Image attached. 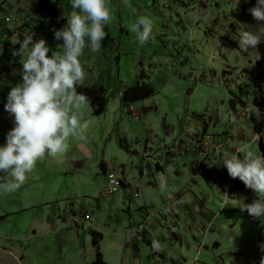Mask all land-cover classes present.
Instances as JSON below:
<instances>
[{
  "label": "rangeland",
  "instance_id": "374dc122",
  "mask_svg": "<svg viewBox=\"0 0 264 264\" xmlns=\"http://www.w3.org/2000/svg\"><path fill=\"white\" fill-rule=\"evenodd\" d=\"M255 4L256 0H110L111 20L101 51L92 53L86 47L81 57L87 72L82 85L106 88L107 110L95 116L90 103L84 106L83 118L90 122L85 139L70 137L68 152L46 156L18 189L0 191V264H92L95 252L90 229L103 234L100 247L109 259V253L119 257L116 250L127 249L126 240L131 243L129 250H135L132 238L127 237H143L135 226L144 220L143 200L149 201V215L143 221L149 232L156 217L161 218L160 212L168 215L166 202L155 208L158 202L152 188L146 189L148 182L166 197L175 195L172 187H182L193 213L199 212L198 198L209 202L207 209L213 214L208 217L210 225L194 223L182 206L185 213L180 211L182 218L176 216L174 222L178 236H161L166 243L160 250H194L189 258L202 264H260L264 217L254 218L236 206L237 200L251 203L258 197L238 178H231L216 157L231 154L251 141L253 134L258 140L251 150L264 156V130L258 131L254 113L255 109L263 111L259 101L264 98V42L255 49L258 60L251 48L242 50L238 42L241 29L255 30L264 23L251 16L249 10ZM69 11V0H0V145L13 127L12 116L3 105L11 87L21 82L25 57L14 54L18 41L32 33L33 40L46 41L47 55L59 54L62 40H56L53 33L64 27ZM140 15L153 21L152 38L144 44L130 30ZM137 82L152 85L157 94L124 104L120 93ZM197 134L213 136L215 143L222 141V149L218 153L217 146L207 150L203 144L210 157L200 148L202 141L194 137L199 148L189 150L187 144L192 142L183 140ZM175 140H182L183 151L203 156L206 165L210 164L212 184L196 177L201 187L190 190L184 185L191 179L190 171L175 180L165 177L164 182L155 173L143 179L138 198L132 186L113 195L106 193L103 163L109 169L125 167L127 182H134L135 177L140 182L145 151L155 155L162 143L172 146ZM180 162L178 158L167 163L168 171H178L172 168ZM219 170L225 174L223 184L221 176L211 177ZM227 181H231L229 190ZM116 227L119 241L113 238ZM136 250L151 249L142 242ZM162 263L155 260V264Z\"/></svg>",
  "mask_w": 264,
  "mask_h": 264
},
{
  "label": "clouds",
  "instance_id": "9594fccd",
  "mask_svg": "<svg viewBox=\"0 0 264 264\" xmlns=\"http://www.w3.org/2000/svg\"><path fill=\"white\" fill-rule=\"evenodd\" d=\"M69 2L71 11L65 15L66 24L53 33L56 40H62L59 54L54 51L47 55L46 41L43 38L33 40L32 33L18 41L19 48L14 54L25 58L21 63V82L11 87L3 105L12 116L13 127L5 134L4 144L0 145L2 192L18 189L38 161L68 152L70 137L84 140L90 127L82 112L90 103L89 97L77 91L87 75L81 57L86 47L92 53L101 51L107 34L105 27L111 20L110 0ZM249 11L256 21L264 22V0H256ZM130 30L139 43L144 44L152 38L153 21L147 16H137ZM238 42L240 49L251 48L256 60L260 59L255 49L264 42V23L255 30L241 29ZM254 113L257 119L261 118L259 109ZM257 140L258 136L253 134L251 141L229 155L220 156V162L231 178H238L258 197L251 203L237 200L236 206L254 218H261L264 217V156L251 150ZM164 187L162 183L161 189ZM151 248L158 251L160 243L153 239ZM260 249L264 251V243L260 244ZM260 264H264V256Z\"/></svg>",
  "mask_w": 264,
  "mask_h": 264
},
{
  "label": "crops",
  "instance_id": "0c3cea01",
  "mask_svg": "<svg viewBox=\"0 0 264 264\" xmlns=\"http://www.w3.org/2000/svg\"><path fill=\"white\" fill-rule=\"evenodd\" d=\"M194 137H195V139H200L202 141L200 148H203V144H204V147L207 150L211 149L213 147L212 145L217 146L218 153H219V150L222 149L221 146L219 149V144L221 145L222 141H220V143H215L216 142L215 138L213 136L210 137V135H203V136L199 137L197 134L196 136H193V137L185 139V140L182 139V140L186 141V142H192V144L188 143L187 146H190V148H194V147H197V145H198L195 142H193V140H195ZM235 137L238 140V137L237 136H235ZM121 142H123V144L126 146V142H127L126 139H123ZM208 142L211 145L205 144ZM167 144H169V143H167ZM190 148H189V150H191ZM205 148H203V150ZM207 150L204 152H207V154L210 156V154ZM219 155L216 157H219ZM226 155H229V153L223 152L222 156H226ZM179 158H180V160H182V162L174 165L172 168V169H174V168L179 169L175 173H170L168 171V169H170V167H167L166 165H164L162 167L157 166L156 169H152L151 172H149L148 177L154 176L155 173H158L156 177L158 178L160 175L161 180L164 182L165 177H169L171 180H175V179L183 177L187 171H190L191 179L186 180L184 185H187L190 190H192L193 188H196V187L200 188L201 184L198 182V180H195V179H197V178L203 179L202 177H199L196 174V172H197L198 167H201L202 165L207 164V162H204V157L198 156L196 153H190L187 151H182L181 154H179ZM106 166H107V164H106ZM217 169H219V168L217 167ZM217 171L218 170H216V172ZM114 172H115V174H117V176H120L122 178V180L125 182L124 188H128V187L132 186L135 188V193H137L138 195L140 194L141 183H142L143 179L146 177L145 176L144 178H141V171H140V178H141L140 180L141 181L138 182L139 179L136 180L137 177H135L134 182H132V183H128L127 179L124 178V176L126 174L125 167L116 168L114 165H112V167H110V169L107 167V171H106L107 174L114 173ZM216 172L211 177H215L216 175L221 176V183L223 184L225 182V180L223 179L225 174H222L221 170H219L218 173H216ZM161 173H163V175H161ZM204 180H206L210 183L211 179H210V177H208L206 179L204 178ZM234 185L236 188H238V189L240 188L238 180H236V183ZM148 187L152 188V190L154 192V199L158 202L157 207H155L156 209L157 208L159 209L162 206L163 202L167 203L169 197H173V199L169 202V205L166 207V209L168 210L167 211L168 215L161 214L162 215L161 216L162 221H161V218L156 217L154 224L150 228V232L148 231L149 233L145 234L143 237H138V236H136V234H134L133 237L129 236L130 234L128 235V237H127L128 239L132 238L131 242H132V245L134 246L135 250H129L130 249L129 244H131V243H129L130 240H126V238H125L127 249L126 250H116V253H117L116 256L120 255L119 256L120 258L114 257L111 253H109L110 256H112V259H109V257H107L108 256L107 253L103 251L102 253H104L103 255H104L106 262L107 263L109 262V264L110 263L111 264H145L144 262L146 260H149V261H151V264H155V260L157 261V258H160V260L163 261L162 264H202L200 262L195 263V261H191L192 260L191 257L189 258L191 252L193 253L194 250H182V248H181V250H166L165 248H163V250L159 249L158 251H154L151 248V242L153 239H155L160 243V246H164V244L166 242H165V240L161 239L162 238L161 236H166V238H169V239L170 238L176 239V237L178 236V234L176 233V228H177L178 223L176 222L174 224V222H175L176 216L179 218H182L180 211H182V213H185L186 208L189 210L188 217H191V219L194 221V223H195V220H198L200 222H205V223L207 222V225L208 224L210 225V220L208 219V217H210L213 214L207 209L209 202L199 200L197 198L196 202H197V206L199 208V212L193 213L191 210V208H192L191 203L189 202V204H188L184 198V193L182 192V187H172L173 193L175 195L167 196V197H166L165 193L158 190L154 184L148 182L146 184V189ZM170 188H171V185L167 184L166 189L169 190ZM135 193L133 195L134 197H135ZM179 194H180V197L178 196ZM138 197H135V198H138ZM165 197L167 198V200L165 199ZM143 201L145 204L144 206L146 207L143 210V214H144V216H143L144 220L143 221H145L146 217H148V215H149L148 211H150V209L148 207L149 201L146 198ZM124 204H125V202H124ZM182 206L185 207L184 212H183ZM129 211L131 212V204L129 207ZM143 221H141V222H143ZM141 222H138V223H141ZM158 222H162V224H160ZM137 224L135 226H137ZM194 225H196V224H194ZM206 226L204 225L200 231H203V229L206 228ZM112 230H113V235H114L113 238H115L117 241H119V239L121 238L120 230L117 227L112 229ZM213 232L214 231H211V234ZM153 233H155V237L153 236ZM142 242L147 243V245L150 247L151 250H136L137 248H139V246L141 245ZM195 242H196L195 243V245H196L197 241L195 240ZM217 246H219V244H215V247H217ZM181 247H182V244H181ZM187 249H189V248H187ZM101 251H102V249H101ZM173 256H175V257H173ZM183 256H187V259H184Z\"/></svg>",
  "mask_w": 264,
  "mask_h": 264
},
{
  "label": "built area",
  "instance_id": "2783aa9c",
  "mask_svg": "<svg viewBox=\"0 0 264 264\" xmlns=\"http://www.w3.org/2000/svg\"><path fill=\"white\" fill-rule=\"evenodd\" d=\"M259 102H260V105L263 107V111H262L261 118L258 119L257 121V126H258V131H262L264 130V104H263L264 98H261ZM181 146H183L182 140H177L172 146H168V144L162 143L159 150L156 152L155 155H152L150 151L146 150L144 154L145 157L142 158L141 178L148 176L149 172H151L152 169H156L157 166L162 167L164 165H167V163L175 162L178 159L179 154H181V152L183 151ZM188 147L190 148V146ZM198 148L194 147L190 149L195 151ZM217 159H219L220 161V157H218ZM211 173L212 171H211L210 164L208 165L204 164L201 167L197 168V175L201 176L202 178H205V179L208 178V175ZM107 177H108V187L106 189V193L108 195H113L116 192H118L121 188H124L125 182L122 179L118 178V176L115 175L114 173L107 174ZM211 180H210V184H212ZM230 185H231V181H227L225 187L228 189L230 188ZM228 190L225 191V194L227 196L225 202L228 199V195H229ZM138 196L139 195L135 193V197H138ZM172 199L173 197L168 198V201L165 204L166 207L169 205V202ZM160 214H162V212H160ZM148 227L149 225L146 222H142L136 226V231L137 233L144 236L145 234H147ZM262 231L264 234V229ZM262 240L264 241V239ZM157 260L159 261L160 258H157Z\"/></svg>",
  "mask_w": 264,
  "mask_h": 264
},
{
  "label": "trees",
  "instance_id": "16d2710c",
  "mask_svg": "<svg viewBox=\"0 0 264 264\" xmlns=\"http://www.w3.org/2000/svg\"><path fill=\"white\" fill-rule=\"evenodd\" d=\"M77 91H81L89 97L95 116H100L106 112L108 104V99L106 97L107 90L102 85H93L90 87L81 85ZM156 94L157 91L152 85L137 82L133 86L126 87L120 93V96L124 104H135L149 99ZM90 236L95 252L92 264H109L106 262L100 247V244L104 239L103 234L94 229H90Z\"/></svg>",
  "mask_w": 264,
  "mask_h": 264
},
{
  "label": "water",
  "instance_id": "95a60500",
  "mask_svg": "<svg viewBox=\"0 0 264 264\" xmlns=\"http://www.w3.org/2000/svg\"><path fill=\"white\" fill-rule=\"evenodd\" d=\"M102 168H103V171L106 173V171H107V166H106L105 163L102 164Z\"/></svg>",
  "mask_w": 264,
  "mask_h": 264
}]
</instances>
